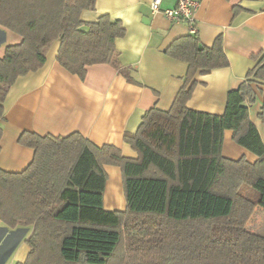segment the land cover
Segmentation results:
<instances>
[{
	"label": "trees",
	"instance_id": "16d2710c",
	"mask_svg": "<svg viewBox=\"0 0 264 264\" xmlns=\"http://www.w3.org/2000/svg\"><path fill=\"white\" fill-rule=\"evenodd\" d=\"M95 4L0 0V24L23 38L0 58V139L10 89L45 65L55 41L58 63L81 79L90 66L109 64L139 84L119 58L123 23L108 14L90 23L81 19ZM166 54L186 62L187 72L172 107H153L136 133L125 134L137 158L112 145L96 146L80 133L21 135L19 142L34 149L32 162L18 173L0 168L2 222L32 228L28 257L17 264H264V235L247 228L254 208H264V142L249 116L258 92L264 94V51L251 55L255 65L228 92L221 115L187 103L198 75L229 65L223 36L205 46L195 31L173 41ZM259 117L264 123V104ZM156 124L174 132L170 149L147 136ZM225 130L257 155L254 164L223 157ZM106 165L121 168L125 211L104 210Z\"/></svg>",
	"mask_w": 264,
	"mask_h": 264
},
{
	"label": "crops",
	"instance_id": "0c3cea01",
	"mask_svg": "<svg viewBox=\"0 0 264 264\" xmlns=\"http://www.w3.org/2000/svg\"><path fill=\"white\" fill-rule=\"evenodd\" d=\"M151 1L96 0L95 9L81 14L85 23L104 14L123 23L126 34L116 41L119 58L124 66L134 69L133 77L139 84L129 82L109 64L90 66L86 78L81 79L58 63L59 41L51 45L41 69L17 79L4 103L1 169L18 173L30 165L34 149L19 142L26 132L40 136L80 133L96 146L112 145L123 156L137 158L125 134L136 133L145 113L153 107L165 111L172 107L188 65L168 56L166 50L176 39L194 33L193 28L205 46H212L219 35L223 36L229 65L198 75L199 84L187 106L217 115L225 112L228 92L238 88L255 65L251 55L264 51V0H198L193 22L153 13ZM175 5L176 0L162 2V8ZM82 29L88 30L86 26ZM22 40L0 24V58L7 47ZM263 104L264 94L258 92L256 101L249 106V116L264 142V123L259 117ZM222 155L251 164L258 159L234 141L232 130L224 132ZM105 170L108 179L104 210H124L127 202L121 168L106 165ZM31 230L24 226L9 228L0 217V264L27 259L30 248L26 239Z\"/></svg>",
	"mask_w": 264,
	"mask_h": 264
},
{
	"label": "rangeland",
	"instance_id": "374dc122",
	"mask_svg": "<svg viewBox=\"0 0 264 264\" xmlns=\"http://www.w3.org/2000/svg\"><path fill=\"white\" fill-rule=\"evenodd\" d=\"M147 136L151 137L154 141L159 143L162 147H165L166 149H170L173 143L174 132L172 131L171 133L166 134L164 133V128L160 126V124H156V125L149 127L147 131ZM126 208H127V204H126ZM126 208L121 211H125ZM106 212L109 213L108 211ZM247 228L250 231H254L260 235L264 234V208L263 207L256 206L254 208L253 213L247 222Z\"/></svg>",
	"mask_w": 264,
	"mask_h": 264
},
{
	"label": "built area",
	"instance_id": "2783aa9c",
	"mask_svg": "<svg viewBox=\"0 0 264 264\" xmlns=\"http://www.w3.org/2000/svg\"><path fill=\"white\" fill-rule=\"evenodd\" d=\"M163 0H152L150 4L153 13H162L165 17L175 21L193 22L194 14L199 6L198 0H176L172 8H162ZM195 32V28H193Z\"/></svg>",
	"mask_w": 264,
	"mask_h": 264
}]
</instances>
